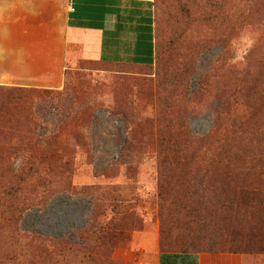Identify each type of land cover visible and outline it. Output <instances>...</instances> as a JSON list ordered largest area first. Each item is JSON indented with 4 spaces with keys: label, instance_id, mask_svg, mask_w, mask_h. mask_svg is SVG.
I'll list each match as a JSON object with an SVG mask.
<instances>
[{
    "label": "rangeland",
    "instance_id": "1",
    "mask_svg": "<svg viewBox=\"0 0 264 264\" xmlns=\"http://www.w3.org/2000/svg\"><path fill=\"white\" fill-rule=\"evenodd\" d=\"M153 1L152 65L0 84V264H264V0Z\"/></svg>",
    "mask_w": 264,
    "mask_h": 264
},
{
    "label": "crops",
    "instance_id": "2",
    "mask_svg": "<svg viewBox=\"0 0 264 264\" xmlns=\"http://www.w3.org/2000/svg\"><path fill=\"white\" fill-rule=\"evenodd\" d=\"M155 31L153 0H0V84L58 89L79 61L152 65ZM146 238L138 264L148 257L151 264L248 260L235 252L163 251L157 235Z\"/></svg>",
    "mask_w": 264,
    "mask_h": 264
},
{
    "label": "trees",
    "instance_id": "3",
    "mask_svg": "<svg viewBox=\"0 0 264 264\" xmlns=\"http://www.w3.org/2000/svg\"><path fill=\"white\" fill-rule=\"evenodd\" d=\"M225 1H229V0H222V2H225ZM179 201H184V199L182 197H178V200L176 201V204ZM183 207L187 208L188 210L192 209V206L189 203H186V202L183 204ZM182 252H190V251L189 250H184ZM209 252H216L217 253V252H220V251H217V250H209Z\"/></svg>",
    "mask_w": 264,
    "mask_h": 264
}]
</instances>
